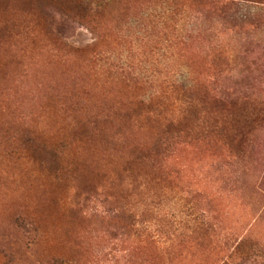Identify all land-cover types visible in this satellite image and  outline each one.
Listing matches in <instances>:
<instances>
[{
	"label": "rangeland",
	"instance_id": "374dc122",
	"mask_svg": "<svg viewBox=\"0 0 264 264\" xmlns=\"http://www.w3.org/2000/svg\"><path fill=\"white\" fill-rule=\"evenodd\" d=\"M0 264H264V0H0Z\"/></svg>",
	"mask_w": 264,
	"mask_h": 264
}]
</instances>
